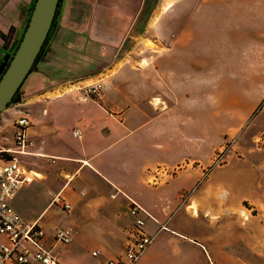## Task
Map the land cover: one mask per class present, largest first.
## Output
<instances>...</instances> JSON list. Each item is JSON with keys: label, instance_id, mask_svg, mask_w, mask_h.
I'll return each instance as SVG.
<instances>
[{"label": "crops", "instance_id": "0c3cea01", "mask_svg": "<svg viewBox=\"0 0 264 264\" xmlns=\"http://www.w3.org/2000/svg\"><path fill=\"white\" fill-rule=\"evenodd\" d=\"M33 2L9 0L0 11V34L14 29L11 50ZM3 45L0 35V64ZM32 73L22 102L2 114L0 144L15 147L14 124L28 114L34 145L18 158L31 181L12 206L45 229L58 264L121 257L132 201L150 214L149 234L167 223L137 264H264V216H230L228 204L209 198L213 186L199 200L203 168L167 176L159 160L167 144L176 149L166 138L167 113L168 125L178 134L188 129L183 142L195 147L181 164L212 155L213 147L196 156L204 116L213 122V113L222 114V127L233 131L226 138L255 113L264 99V0H175L169 8L156 0H62ZM99 81L102 93L84 98L80 89ZM258 159L254 201L264 215V155ZM179 208L185 214L172 219ZM252 224L257 231L247 229ZM57 230H70L71 243L56 244Z\"/></svg>", "mask_w": 264, "mask_h": 264}, {"label": "rangeland", "instance_id": "374dc122", "mask_svg": "<svg viewBox=\"0 0 264 264\" xmlns=\"http://www.w3.org/2000/svg\"><path fill=\"white\" fill-rule=\"evenodd\" d=\"M8 2L9 0H0V11ZM174 2L175 0H156V3L157 5H160V8L173 7ZM185 2L186 1H183L182 3ZM157 7L158 6H156V8ZM150 15L153 16H150L153 18V20H151V26H156V14L150 13ZM29 17L30 16L27 12L22 28V33L20 34L18 39L22 38ZM188 18L190 17H186V19L184 20H187ZM154 36V32L151 30L150 33H148V37L156 40ZM13 51L14 48L12 50L11 48H9V54H14ZM2 63L0 64V67ZM34 76H36V73H32L30 75L29 80H27V84L31 82L30 80H32ZM263 100L264 99H262V101ZM16 104L19 103L13 102L9 108L14 109V106ZM259 106L256 108V110L259 108ZM254 114L245 123V126L240 129L239 132L229 137L227 136L226 138H222V133H227V131H231V133H233V131L228 130V126L222 127V125L225 124L221 119L223 115L213 113V122L209 121L210 119L208 117L206 118L207 115L204 116L205 120L202 119L200 120V122H198V125L201 124L203 125V127H197L195 131L197 133L196 135L198 136L196 156L204 157L210 151L211 147H213L212 155L210 159L206 161L186 160L185 162L183 161L182 164L180 163L181 159L186 155L188 158H190L192 155L191 150H194L193 148H195L194 146H188V144L186 145L183 142L184 139H186V141L189 139V131L188 129H182L181 132L183 134H178L175 132L174 128L172 129L171 125H168L173 123L172 115L167 113V115L162 118V120L166 121L167 128H171L169 131H167L169 132V136H166L167 141L169 140L171 144L174 143L176 149L175 151H166L169 150V145L167 144L165 152L159 157L161 163L160 168L167 172V176H175L181 171H192L196 168H203L205 175H203L196 186L197 188H199L195 193L197 198L199 200L201 199L205 186H207L208 188L213 186L214 188L209 194V198H215L220 202L224 201L225 204L229 205L230 216L240 218L243 222H246L248 217L253 218V216H264L263 210L257 208V205L254 201V192L257 189V185L255 184L256 170L254 167L257 165L259 156L264 155V114H259L256 117L254 116ZM195 132L192 133L195 134ZM221 153H224L225 160L220 165H215V159ZM193 154L195 155L194 151ZM192 159H194V157ZM212 171L214 172L212 173L210 180H206L208 175L211 174ZM221 184L222 187L226 185V188L221 189ZM182 187H184V184H178L177 190H180V188ZM190 197V194H186L182 199L183 203L188 202ZM196 209L198 213L200 211V208L196 207ZM184 214V209L179 208L172 219ZM258 228L253 224L250 227H247V229L252 232H254L255 230L257 231ZM260 231L261 230H259L258 232Z\"/></svg>", "mask_w": 264, "mask_h": 264}, {"label": "built area", "instance_id": "2783aa9c", "mask_svg": "<svg viewBox=\"0 0 264 264\" xmlns=\"http://www.w3.org/2000/svg\"><path fill=\"white\" fill-rule=\"evenodd\" d=\"M103 82L80 89L84 98L98 97L103 91ZM264 114V100L256 110L254 116ZM3 115L0 116V133L3 125ZM32 121L28 114L19 117L15 124V147L0 144V264H58L56 254L44 245L47 237L45 229L38 222L25 220L12 206V201L31 177L22 165L18 155H22L34 143L29 139L28 130ZM81 136V132L74 133ZM221 153L214 164L220 165L224 159ZM70 209V205L65 206ZM129 215L133 222L128 231L124 254L121 257L109 259L105 264H137L144 257L149 248L156 241L159 233L166 229L167 223L162 225L156 234L146 231L148 212L135 202H131ZM72 241L70 230H57L55 242L66 246ZM98 255V252L93 254Z\"/></svg>", "mask_w": 264, "mask_h": 264}, {"label": "water", "instance_id": "95a60500", "mask_svg": "<svg viewBox=\"0 0 264 264\" xmlns=\"http://www.w3.org/2000/svg\"><path fill=\"white\" fill-rule=\"evenodd\" d=\"M61 0H35L30 17L14 54H7L0 67V116L13 103L32 73L48 41Z\"/></svg>", "mask_w": 264, "mask_h": 264}, {"label": "trees", "instance_id": "16d2710c", "mask_svg": "<svg viewBox=\"0 0 264 264\" xmlns=\"http://www.w3.org/2000/svg\"><path fill=\"white\" fill-rule=\"evenodd\" d=\"M61 3H62V0H61V2H60V6H59V8L61 7ZM33 5H34V2H33L32 6H31V8H30V11L32 10ZM30 11H29V12H30ZM58 12H59V10H58ZM29 16H30V13H29ZM57 17H58V13H57ZM57 17H56L55 22H54V24H53L52 30H53V28H54L55 25H56ZM28 20H29V18H28ZM52 30H51V32H52ZM0 35H1L2 40L4 41L3 49L7 52V54H9V53H10V52H9L10 45H11V43H13L12 41H13V37H14V36H13V35H14V29L12 28V29L9 31L8 34L1 33ZM49 36H50V35H49ZM48 39H49V38H48ZM20 40H21V39H20ZM19 42H20V41H18V43L16 44L13 53H15V51H16L18 45H19ZM46 44H47V43H46ZM46 44H45V46L43 47V50H42V52L40 53V55H39V57H38V59H37V62H36V64H35V66H34L33 71L36 69V65H37V63L41 60L42 56L44 55ZM33 71H32V72H33ZM21 89H22V88H21ZM21 94H22V92H21V90H20V92L18 93V96L21 95ZM22 95H23V94H22ZM22 95H21V96H22ZM9 107H10V106H9Z\"/></svg>", "mask_w": 264, "mask_h": 264}]
</instances>
